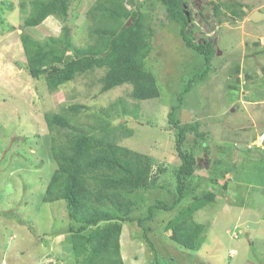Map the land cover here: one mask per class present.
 I'll list each match as a JSON object with an SVG mask.
<instances>
[{"label":"rangeland","instance_id":"rangeland-1","mask_svg":"<svg viewBox=\"0 0 264 264\" xmlns=\"http://www.w3.org/2000/svg\"><path fill=\"white\" fill-rule=\"evenodd\" d=\"M32 1L0 0V264H75L68 243L73 223L66 203L43 201L56 168L45 114L81 105L84 108L76 115L69 110L68 114L73 126L87 131L98 123L97 115L105 114L110 126L119 129L120 145L153 158V172L159 175L156 187L138 192L135 199H144L143 207L156 200L170 206L176 198L180 157L177 130L168 115L172 106L179 105L178 93L205 64L186 47L180 26L169 21L160 0H125L128 8H138L152 18L156 33L147 64L157 77L161 96L138 102L131 97L129 85L102 93L103 69L50 92L44 78L33 79L24 70L21 34L44 40L59 37L68 26L75 45L85 46L90 40L88 11L97 0H71L65 23L52 16L38 27L24 28ZM185 1L191 5L189 12L197 11L191 0ZM222 2L230 0H220L218 5ZM239 2L245 8H264V0ZM236 11L240 14L239 8ZM223 18L212 61L217 71L184 96L179 110L181 118L184 111L190 112V122H201V131L209 133L210 140L201 141L195 151L197 171L218 181V186L203 182L198 190L206 188L217 195L213 205L194 215L196 222L205 225L201 249H184L164 231L167 221L184 207L181 204L145 224L151 228L148 236L154 247L137 223L123 224L125 264H264V55L257 53L264 52V21L253 25L244 15ZM189 30L201 43L199 30L191 26ZM116 103L118 108L110 109ZM104 109H110L111 115ZM125 132L130 134L122 135ZM194 138L189 134L183 146L186 151ZM225 183L226 191L221 190Z\"/></svg>","mask_w":264,"mask_h":264},{"label":"trees","instance_id":"trees-1","mask_svg":"<svg viewBox=\"0 0 264 264\" xmlns=\"http://www.w3.org/2000/svg\"><path fill=\"white\" fill-rule=\"evenodd\" d=\"M160 2L169 21L180 26L186 47L205 64L204 70L197 72L178 93L179 105L172 106L168 115L169 123L177 130L180 157L175 173L176 198L170 206L156 200L146 207H143L144 199H135L138 192L154 189L159 175L153 172L151 156L119 144L120 134L116 133L119 129L110 126L105 114L104 117L97 115L98 123L88 131L82 126H73L68 114L69 110L76 115L84 108L81 105L70 106L64 112L45 114L46 125L52 134L51 151L56 168L43 201L66 203L68 217L73 223L68 243L72 245L75 264H125L121 248L123 224L137 223L143 229L148 244L154 247L148 236L151 228L145 224L154 222L160 212L171 213L181 204L185 205L167 221L165 233L187 250L199 251L203 243L205 225L196 222L194 215L213 205L217 195L206 188L200 193L198 190L203 182L218 186V181L211 175L209 178L196 175L194 165L195 151L201 141L210 140V135L201 131V122L182 124L179 110L180 105L184 106V96L198 83H203L212 71H217L212 65L217 51L215 43H197L192 30H189L193 13L186 7L188 1ZM70 4L71 0H33L30 14L23 22L24 28L38 27L52 16L67 22ZM223 7L230 9V4L222 2L215 5L216 17L221 22L224 19ZM239 11L240 14L236 10L233 14H245L241 7ZM87 16L90 27L86 29L90 40L82 47L75 45L68 26L63 27L59 37L44 40L22 33L21 42L26 56L23 67L27 74L33 79L44 78L49 91L55 92L80 75L103 69L102 93L129 85L132 87L131 97L138 102L159 98L160 84L147 64L156 33L150 15L138 8H128L125 0H97ZM118 103L110 109L116 110ZM110 109H104V112L110 114ZM124 114L130 113L124 111ZM125 134L130 132L122 133ZM189 134L195 138L191 149L186 151L183 146ZM205 153L210 155L209 148ZM208 164L213 171L211 159ZM221 188L227 189V183Z\"/></svg>","mask_w":264,"mask_h":264},{"label":"flooded vegetation","instance_id":"flooded-vegetation-1","mask_svg":"<svg viewBox=\"0 0 264 264\" xmlns=\"http://www.w3.org/2000/svg\"><path fill=\"white\" fill-rule=\"evenodd\" d=\"M220 0H191V3L194 7H196V12H193L192 17L193 20L190 22L191 27H196V29L199 30V35L200 36V42L201 43H207V42H211V43H217L219 41V36H218V32H219V25L222 24L221 20L218 19L216 17V13H215V5L219 3ZM230 4V9L228 10V13H225L224 15L228 16H232L233 18L238 17L237 14H233L230 11H234L236 9H238L239 7L241 8H245L246 5H242L239 0H230V2H227ZM186 7H191V5H186ZM223 10V9H222ZM255 12H261L264 13V8L262 10V8H250L249 6L247 8H245L244 10V16L247 17L248 21L253 24V25H258L260 23H262L264 20L258 21V22H254L252 20L249 19V16L252 15ZM189 13V12H188ZM239 13V12H237ZM190 14V13H189ZM222 15V16H224ZM223 18V17H222ZM192 22H194L192 24ZM195 32V31H194ZM206 34L208 35V37H206ZM193 35H196L195 33H193ZM195 37V36H194ZM196 38V37H195ZM196 40H199L198 37L196 38ZM260 43V41H259ZM258 54H262V56L264 55V52H257ZM256 55H252V57H255Z\"/></svg>","mask_w":264,"mask_h":264},{"label":"water","instance_id":"water-1","mask_svg":"<svg viewBox=\"0 0 264 264\" xmlns=\"http://www.w3.org/2000/svg\"><path fill=\"white\" fill-rule=\"evenodd\" d=\"M187 15H189L188 12H187ZM249 19L254 21V22H258V21L264 20V13L255 12L252 15L249 16ZM191 116L192 115H191L190 112L184 111L183 114H182V118H181L182 122L188 123L190 121V119H191ZM197 165L198 164H196V163L194 165V170L196 171L195 173L196 174H200V175H205L207 177L208 175L206 174V172L202 173V172H198L197 171V169H198Z\"/></svg>","mask_w":264,"mask_h":264}]
</instances>
